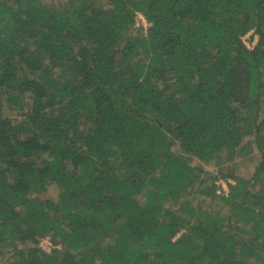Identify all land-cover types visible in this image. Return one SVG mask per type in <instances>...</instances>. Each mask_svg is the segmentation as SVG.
<instances>
[{"label":"trees","instance_id":"obj_1","mask_svg":"<svg viewBox=\"0 0 264 264\" xmlns=\"http://www.w3.org/2000/svg\"><path fill=\"white\" fill-rule=\"evenodd\" d=\"M263 181L264 0H0V264H264Z\"/></svg>","mask_w":264,"mask_h":264},{"label":"rangeland","instance_id":"obj_2","mask_svg":"<svg viewBox=\"0 0 264 264\" xmlns=\"http://www.w3.org/2000/svg\"><path fill=\"white\" fill-rule=\"evenodd\" d=\"M139 21H140V20H138V24H139ZM135 27H137V26L135 25ZM250 40H251L250 37L247 38V39L245 40V43H246V44H249V42H251ZM174 148H175V147H174ZM245 159H246V158H245ZM243 160H244V158H239V159H237V161L235 162V164H236L235 171H236L237 175H239V176H241V177H244V178H250V176H251V171L253 170V169H252V168H253V165H252L251 162L247 161L248 159H246L245 161H243ZM192 164L195 166V165L197 164V161L194 160V161L192 162ZM254 166H255V165H254ZM203 167H204V165H203ZM204 168L207 169V171H209V173H211V174H212L213 171H215V169L213 168L212 165H211L210 167L205 166ZM222 181H224V180H223V179H220V180H218V181L216 182V185L220 186L221 189H223L222 186H221V182H222ZM230 181H231V180H230ZM224 182H225V181H224ZM260 184H262V185L264 186V181L255 184L253 188H254L255 190H259V189H261V188H260V186H261ZM217 193H218V192H217ZM57 194H58V192H57V189H56L55 187H53V186H52V187H48L47 191H46L44 194H41V199H42V201H46V200H55V198L57 197ZM195 197H198V195L196 194ZM205 199H206V198H205L204 196H201L200 199H199L198 201H199V202H203ZM44 238H45V237H44ZM44 238H42V239H44ZM48 238H49V237H48ZM42 239H40V241H41ZM51 241H52V240H51ZM53 244H54V243H53ZM55 245H56V246H60V249H61V245H57V244H55ZM6 252H7V251H6ZM7 257H8V255L6 256L5 259H7Z\"/></svg>","mask_w":264,"mask_h":264},{"label":"built area","instance_id":"obj_3","mask_svg":"<svg viewBox=\"0 0 264 264\" xmlns=\"http://www.w3.org/2000/svg\"><path fill=\"white\" fill-rule=\"evenodd\" d=\"M138 20L139 21V24H138ZM135 25L137 27L141 26L143 27L144 31L147 30V28L150 26L149 23H147V21L144 19V17L141 15V14H137L136 17H135ZM251 38V42H249V44H246L245 43V40L247 38ZM243 44L246 46L247 49L251 50L257 43L258 39H257V36L254 35L253 32H250L248 33L247 35L243 36L241 38ZM228 183H232V181L228 180V181H222L221 182V186L223 189L222 190V193H224L225 195L228 193V188H227V184ZM218 193H221L220 191H218ZM39 248L42 250V252H44L45 254H50L52 253L54 250H60V246H56L55 244H53V242L51 241L50 238L48 237H45L44 239H42L39 244H38Z\"/></svg>","mask_w":264,"mask_h":264}]
</instances>
